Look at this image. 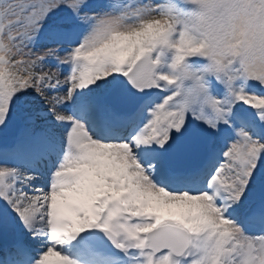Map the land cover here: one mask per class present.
Returning a JSON list of instances; mask_svg holds the SVG:
<instances>
[{
    "label": "snow or ice",
    "instance_id": "1",
    "mask_svg": "<svg viewBox=\"0 0 264 264\" xmlns=\"http://www.w3.org/2000/svg\"><path fill=\"white\" fill-rule=\"evenodd\" d=\"M9 129L0 264H264V0H0Z\"/></svg>",
    "mask_w": 264,
    "mask_h": 264
},
{
    "label": "water",
    "instance_id": "2",
    "mask_svg": "<svg viewBox=\"0 0 264 264\" xmlns=\"http://www.w3.org/2000/svg\"><path fill=\"white\" fill-rule=\"evenodd\" d=\"M15 135V129H12V131L8 134L0 135V139L4 137H13Z\"/></svg>",
    "mask_w": 264,
    "mask_h": 264
},
{
    "label": "rangeland",
    "instance_id": "3",
    "mask_svg": "<svg viewBox=\"0 0 264 264\" xmlns=\"http://www.w3.org/2000/svg\"><path fill=\"white\" fill-rule=\"evenodd\" d=\"M38 47H43V45H39ZM51 66H53V65L52 64H46V67H51ZM8 132H9V130H6L3 134H0V135H4Z\"/></svg>",
    "mask_w": 264,
    "mask_h": 264
}]
</instances>
